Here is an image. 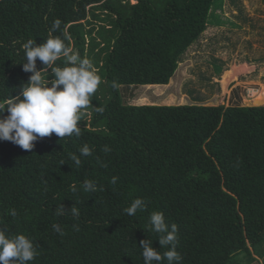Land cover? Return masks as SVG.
<instances>
[{"label":"trees","instance_id":"16d2710c","mask_svg":"<svg viewBox=\"0 0 264 264\" xmlns=\"http://www.w3.org/2000/svg\"><path fill=\"white\" fill-rule=\"evenodd\" d=\"M213 3L0 0V264L264 260V105L119 91L167 84Z\"/></svg>","mask_w":264,"mask_h":264},{"label":"rangeland","instance_id":"374dc122","mask_svg":"<svg viewBox=\"0 0 264 264\" xmlns=\"http://www.w3.org/2000/svg\"><path fill=\"white\" fill-rule=\"evenodd\" d=\"M94 83L104 96L105 81ZM83 91L87 102L90 95ZM119 91L131 104L264 105V0H214L204 31L181 55L167 84L121 85ZM74 103L67 109L76 112ZM255 258L247 264H264Z\"/></svg>","mask_w":264,"mask_h":264},{"label":"built area","instance_id":"2783aa9c","mask_svg":"<svg viewBox=\"0 0 264 264\" xmlns=\"http://www.w3.org/2000/svg\"><path fill=\"white\" fill-rule=\"evenodd\" d=\"M248 94H251L250 92H248Z\"/></svg>","mask_w":264,"mask_h":264}]
</instances>
